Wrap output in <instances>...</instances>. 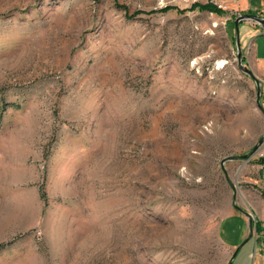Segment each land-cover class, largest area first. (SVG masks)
<instances>
[{
    "label": "rangeland",
    "instance_id": "rangeland-1",
    "mask_svg": "<svg viewBox=\"0 0 264 264\" xmlns=\"http://www.w3.org/2000/svg\"><path fill=\"white\" fill-rule=\"evenodd\" d=\"M196 2L0 0V264H229L235 205L233 264H264L243 14L150 13Z\"/></svg>",
    "mask_w": 264,
    "mask_h": 264
},
{
    "label": "water",
    "instance_id": "water-1",
    "mask_svg": "<svg viewBox=\"0 0 264 264\" xmlns=\"http://www.w3.org/2000/svg\"><path fill=\"white\" fill-rule=\"evenodd\" d=\"M243 22H253L255 24L260 25L263 29H264V17L261 16H257V15H252V14H243L240 15L239 17H237V19L234 22L235 25V32H236V45H237V50H238V59L239 60V69L246 75H248L252 80H254L258 86L257 89V107L258 109L263 112L262 114L264 115V108L261 105L260 102V98H261V83L260 81L257 79V77L254 75V72L250 69V68H246L243 65V56H242V52H241V39H240V25ZM258 149V146H256L252 152L248 155L244 156H240V157H232V158H228L227 160H236L238 158H243V159H250L251 156H253L254 154H256ZM227 160H225L224 162H226ZM235 209L238 210V212L242 213L244 216H246L248 218V222H249V229H250V234L249 237L234 251L232 258L229 262V264H233L234 259L236 258V256L238 255V253L240 252V250L253 238V234L255 231V221L253 216L242 210V208H239L238 206L235 205Z\"/></svg>",
    "mask_w": 264,
    "mask_h": 264
},
{
    "label": "crops",
    "instance_id": "crops-1",
    "mask_svg": "<svg viewBox=\"0 0 264 264\" xmlns=\"http://www.w3.org/2000/svg\"><path fill=\"white\" fill-rule=\"evenodd\" d=\"M215 2L225 5L226 9L223 11L230 13V15L232 16L237 14L264 15V0H215ZM244 23L247 24L246 29L248 34H251V32H253V30L256 28V33L260 32L261 33L260 35L264 36V33L261 32L263 28L261 26L259 28L257 26L258 24H255L253 22H244ZM251 55H252L251 60L259 61V59L257 58L256 49L252 50ZM258 65L262 67L261 62Z\"/></svg>",
    "mask_w": 264,
    "mask_h": 264
},
{
    "label": "trees",
    "instance_id": "trees-1",
    "mask_svg": "<svg viewBox=\"0 0 264 264\" xmlns=\"http://www.w3.org/2000/svg\"><path fill=\"white\" fill-rule=\"evenodd\" d=\"M171 10H176L178 13H187V12H195V11H200V12H210L213 14H224V11L220 8H218L214 3L208 2V3H194L189 9L186 10H180L176 9L174 7H165L161 8L155 12H150V13H167L168 11ZM258 162L264 167V158H261L258 160ZM42 197L44 198V193H42ZM262 224L260 222H257L256 227H257V232L260 234L264 232V229L261 226ZM252 240V239H251Z\"/></svg>",
    "mask_w": 264,
    "mask_h": 264
},
{
    "label": "built area",
    "instance_id": "built-area-1",
    "mask_svg": "<svg viewBox=\"0 0 264 264\" xmlns=\"http://www.w3.org/2000/svg\"><path fill=\"white\" fill-rule=\"evenodd\" d=\"M214 4H215L218 8L222 9V10H225V9H226L225 5H223V4H220V3H218V2H214Z\"/></svg>",
    "mask_w": 264,
    "mask_h": 264
}]
</instances>
